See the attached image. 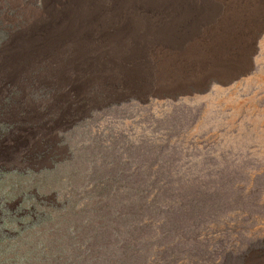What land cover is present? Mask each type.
<instances>
[{
	"label": "rangeland",
	"instance_id": "374dc122",
	"mask_svg": "<svg viewBox=\"0 0 264 264\" xmlns=\"http://www.w3.org/2000/svg\"><path fill=\"white\" fill-rule=\"evenodd\" d=\"M71 2L0 0V264H264V21L197 67L184 46L225 0L87 23ZM59 13V45L31 31ZM152 22L156 52L123 63Z\"/></svg>",
	"mask_w": 264,
	"mask_h": 264
},
{
	"label": "bare ground",
	"instance_id": "6f19581e",
	"mask_svg": "<svg viewBox=\"0 0 264 264\" xmlns=\"http://www.w3.org/2000/svg\"><path fill=\"white\" fill-rule=\"evenodd\" d=\"M199 1L202 4V2H205L206 0H199ZM225 1H226L225 2L226 5L224 9L226 10V12H225V16L221 17L222 20L219 26L218 25H215V26L204 25V27H202V25H199V26L197 24L194 25V29L192 33L199 32L198 34L196 33L197 34V36L195 37L196 40H194L190 45L186 44L184 46V54L189 55L188 58H185V60L193 61V62H189L191 65L194 62H195V65H197V67L204 66V67L210 68L211 66H213V68H215L218 66L217 62H219L221 65V62H222L221 54L223 53L220 52V49L223 47L224 43L225 45L226 44L229 45L230 46L229 48L232 49V52H230L232 56L238 57L239 55H241V48L239 47H240V44H242L245 40V36L247 34L246 31H250V30L253 31V28L256 25V22L260 23L264 21V0H225ZM129 2L130 4L124 5L120 10L122 9L129 10L132 8V6H142L143 8H146L147 6L154 7L156 4V0H73L70 6L69 5L66 6V8L69 10L68 16L70 18L68 19L72 18L73 20L77 21V23H80V22L87 23L91 21L93 18L104 16L111 7L117 5L118 3L122 5L124 3H129ZM181 10H183L184 12H182ZM114 11L116 12V10ZM187 11L189 12V10L185 6V9L184 8L178 9L177 11L173 13V16L175 18V22L173 26L175 25V28L177 27L180 28L184 26V23L186 22L184 21V19L190 16V14ZM195 11L198 12V9ZM112 12H109V13L111 14ZM191 15L196 16L194 12ZM62 16H64V13L55 14L52 18L39 19L38 22H36L37 25L35 26L34 30H31V31H33L36 34H38L41 31H46L52 34L55 39L56 37L55 35L56 33L59 32V30H50V29L43 30L42 26L50 24V22L54 20L60 21L62 20ZM124 16L127 17L126 14ZM134 16H135V12L132 11L131 18H133ZM99 22L101 23L102 26H104L106 19L103 17L100 19V21H98V23ZM131 28L134 29L135 27L132 26ZM242 29H243V36H242V42H241L240 36H241ZM156 31L157 30L154 26V22H152L150 25V31H149L150 36L148 37L147 41L144 40L145 43L139 42V44H136V45L134 44L130 45V44L133 42H136L138 37L129 38L128 42L124 41L123 40L124 37L122 36L113 37V39L115 40L124 41L123 47L121 51H119L122 54V56L125 57V59H123V63H126L127 61V63L129 64L128 58H127V55L129 54H132L131 58L136 59L135 54H139V55H144L146 53L153 54L154 50L156 52V42L157 41L155 42L154 37H153L155 36L154 34ZM177 31H178L177 34L182 33L181 28L177 29ZM59 37L60 35L58 34V36L55 39V43L58 45L60 44ZM132 39H135V40H132ZM24 48L27 51V47H24ZM111 49L116 51L115 46H113ZM97 51L103 52L104 47L100 48V50L98 49ZM96 58L97 59L93 60L94 62L99 60L101 61V63L102 62L107 63L106 62L107 60L104 58V55L102 53H97ZM121 59L122 57H119V61ZM164 60L167 61L165 57H164ZM224 62L225 61L222 62V66L220 67L226 68L224 65L225 64ZM182 64L184 65V62Z\"/></svg>",
	"mask_w": 264,
	"mask_h": 264
}]
</instances>
